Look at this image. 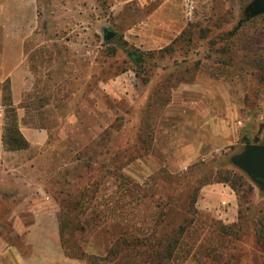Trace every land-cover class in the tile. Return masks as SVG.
<instances>
[{"label": "rangeland", "instance_id": "1", "mask_svg": "<svg viewBox=\"0 0 264 264\" xmlns=\"http://www.w3.org/2000/svg\"><path fill=\"white\" fill-rule=\"evenodd\" d=\"M171 1L185 27L166 43ZM251 1L37 0L29 25L0 26L5 125L27 143L5 128L0 264H264V187L231 161L264 144Z\"/></svg>", "mask_w": 264, "mask_h": 264}, {"label": "crops", "instance_id": "2", "mask_svg": "<svg viewBox=\"0 0 264 264\" xmlns=\"http://www.w3.org/2000/svg\"><path fill=\"white\" fill-rule=\"evenodd\" d=\"M176 6V9H169L167 5H162L160 8L161 13H163L166 17L164 23L160 24L161 28H164L162 32V40L166 43L172 41L180 32L184 30L185 22L183 20L182 9L180 5L174 1H171ZM37 0H0V26H21L25 27L29 25L34 17H37ZM6 22H4V21ZM12 20H18L19 22H12ZM28 21V23H27ZM4 38L1 39V42H22L24 43L25 37L19 36H10L9 34H5ZM154 41V39H152ZM157 40V39H156ZM155 40V41H156ZM42 138V137H40ZM43 139V138H42ZM54 240V239H53ZM40 241V240H39ZM35 243L34 246L41 247L42 245L46 247V250H52L50 246H47L48 243L39 242ZM54 242V241H53ZM38 244V245H37ZM41 245V246H40ZM53 246V244H52ZM3 248L0 245V250ZM48 256L47 259H32L30 262L25 263V260L22 258H17V264H80L78 262H74L72 259H60L58 261H52L51 253L43 254Z\"/></svg>", "mask_w": 264, "mask_h": 264}, {"label": "water", "instance_id": "3", "mask_svg": "<svg viewBox=\"0 0 264 264\" xmlns=\"http://www.w3.org/2000/svg\"><path fill=\"white\" fill-rule=\"evenodd\" d=\"M245 17L239 20L238 25L250 18L264 14V0H252L245 8ZM113 32L107 30L106 38L113 36ZM232 163L245 172L252 180L264 187V144L248 143L243 150L231 157Z\"/></svg>", "mask_w": 264, "mask_h": 264}, {"label": "trees", "instance_id": "4", "mask_svg": "<svg viewBox=\"0 0 264 264\" xmlns=\"http://www.w3.org/2000/svg\"><path fill=\"white\" fill-rule=\"evenodd\" d=\"M263 17V16H262ZM232 33V32H231ZM178 38L176 37V38H174L173 39V42L174 41H176ZM140 61H141V58H140ZM14 128H6V125H5V127H4V136H5V128H6V131L8 132V133H6V137L8 138V143H11V144H16V145H19L21 142H22V145H27V143H26V141L24 140V138L22 137V135L20 134V132H19V130L16 128V126L14 125L13 126ZM3 139H4V137H3ZM21 141V142H20ZM15 145V146H16ZM64 206H68V204H65ZM59 235H60V239H61V244H62V246H64V248L67 246V242H68V240H66V238H64V233H63V228L62 227H60V230H59ZM176 243H177V240H174V242L172 243V242H169L168 244H164V246H165V250L167 249V250H169V249H172V248H174V246L176 245ZM171 245H172V247H171ZM72 257H75V258H78V255L77 254H75V253H71L70 254ZM168 258V257H167ZM165 260V259H164ZM158 264H166V262L165 261H163V262H159Z\"/></svg>", "mask_w": 264, "mask_h": 264}, {"label": "built area", "instance_id": "5", "mask_svg": "<svg viewBox=\"0 0 264 264\" xmlns=\"http://www.w3.org/2000/svg\"><path fill=\"white\" fill-rule=\"evenodd\" d=\"M4 127H5L4 108L3 105L0 103V161H1V153H2Z\"/></svg>", "mask_w": 264, "mask_h": 264}]
</instances>
